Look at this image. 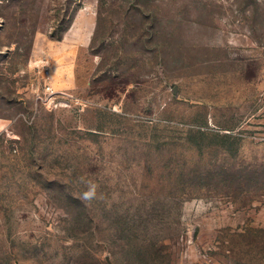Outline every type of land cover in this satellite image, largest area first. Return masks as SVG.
Wrapping results in <instances>:
<instances>
[{
    "label": "rangeland",
    "instance_id": "rangeland-1",
    "mask_svg": "<svg viewBox=\"0 0 264 264\" xmlns=\"http://www.w3.org/2000/svg\"><path fill=\"white\" fill-rule=\"evenodd\" d=\"M0 264H264V0H0Z\"/></svg>",
    "mask_w": 264,
    "mask_h": 264
},
{
    "label": "clouds",
    "instance_id": "clouds-1",
    "mask_svg": "<svg viewBox=\"0 0 264 264\" xmlns=\"http://www.w3.org/2000/svg\"><path fill=\"white\" fill-rule=\"evenodd\" d=\"M96 185L95 184H89V188H88V191H86L84 194H83V199L84 200H90L91 198H93L96 194Z\"/></svg>",
    "mask_w": 264,
    "mask_h": 264
}]
</instances>
